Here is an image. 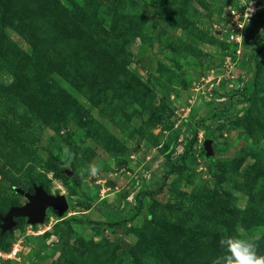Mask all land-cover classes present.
Returning <instances> with one entry per match:
<instances>
[{"label":"rangeland","instance_id":"obj_1","mask_svg":"<svg viewBox=\"0 0 264 264\" xmlns=\"http://www.w3.org/2000/svg\"><path fill=\"white\" fill-rule=\"evenodd\" d=\"M36 186L68 209L0 227L7 264L264 255V0H0V217Z\"/></svg>","mask_w":264,"mask_h":264},{"label":"water","instance_id":"obj_2","mask_svg":"<svg viewBox=\"0 0 264 264\" xmlns=\"http://www.w3.org/2000/svg\"><path fill=\"white\" fill-rule=\"evenodd\" d=\"M72 174V171L66 170ZM27 202L20 206H12L6 215L0 217L2 231L11 230L15 225V217L26 216L30 223H41L45 219L49 207L57 210L62 215L68 209V201L64 194L53 195L42 186H36L34 193H25Z\"/></svg>","mask_w":264,"mask_h":264},{"label":"clouds","instance_id":"obj_3","mask_svg":"<svg viewBox=\"0 0 264 264\" xmlns=\"http://www.w3.org/2000/svg\"><path fill=\"white\" fill-rule=\"evenodd\" d=\"M253 0H249V4ZM65 153L68 149L65 148ZM99 168L94 163H89L82 176V183H87L88 178L94 177ZM221 254L215 257L211 264H264V255L258 253L255 241L249 237L228 236L218 241Z\"/></svg>","mask_w":264,"mask_h":264},{"label":"trees","instance_id":"obj_4","mask_svg":"<svg viewBox=\"0 0 264 264\" xmlns=\"http://www.w3.org/2000/svg\"><path fill=\"white\" fill-rule=\"evenodd\" d=\"M196 137H197V135L194 134L193 137H191L189 140H187L186 143L183 145V148H184V149H183V151H182V153H181V157H182V158L187 157V156L191 153L192 148H193V144H194V141H195ZM71 150H72V147H71ZM165 156H166L167 158H169V157H170V154L165 153ZM67 174H68V173H67ZM75 180H76V179H75ZM164 181H165V179L163 180L162 183L157 184L156 187H157L158 189H160V188L162 187V185L164 184ZM75 185H76V188H77V192H78V194H79V195H83V192H82V190L80 189V181H79V180H76V181H75ZM157 188H156V189H157ZM153 191H154V190L147 189V190H145L143 193H145V194H151ZM119 224H122V222L110 223V225H119ZM7 231H9V230H7ZM5 232H6V231H5ZM72 232H73V227H72L71 224L68 223V224L66 225V227L59 229V233H58V234L60 235L59 237H65V236H67V235H70ZM11 247H12V245H9V246H7V247H5V248H3V247H0V248L3 249V250H5V251H8V250L11 249ZM8 261L11 262V260H7V261H5V264H7Z\"/></svg>","mask_w":264,"mask_h":264},{"label":"built area","instance_id":"obj_5","mask_svg":"<svg viewBox=\"0 0 264 264\" xmlns=\"http://www.w3.org/2000/svg\"><path fill=\"white\" fill-rule=\"evenodd\" d=\"M20 252V244L13 243L10 250L5 251L0 248V264H5V261L11 260L18 255Z\"/></svg>","mask_w":264,"mask_h":264}]
</instances>
